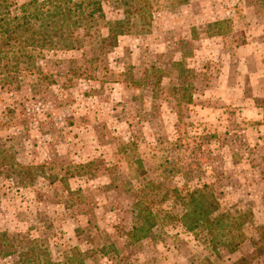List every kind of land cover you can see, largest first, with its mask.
I'll use <instances>...</instances> for the list:
<instances>
[{"label": "rangeland", "instance_id": "rangeland-1", "mask_svg": "<svg viewBox=\"0 0 264 264\" xmlns=\"http://www.w3.org/2000/svg\"><path fill=\"white\" fill-rule=\"evenodd\" d=\"M67 4L62 37L0 27V264H264V0H0V25ZM204 185L234 252L163 198Z\"/></svg>", "mask_w": 264, "mask_h": 264}, {"label": "trees", "instance_id": "trees-1", "mask_svg": "<svg viewBox=\"0 0 264 264\" xmlns=\"http://www.w3.org/2000/svg\"><path fill=\"white\" fill-rule=\"evenodd\" d=\"M64 5V4H63ZM67 4L68 8L64 9V13L61 16H48L41 20L39 24V30H35L33 27H29L28 24L24 23H9L1 24V33L4 39L3 46L19 44L17 40V34H30L31 39L35 41L39 40L40 37H49L54 33L58 34L60 37L63 36V29L65 27L71 28L76 27L79 23L84 21V13L82 9L78 10L77 21H74L72 17L75 12ZM97 11H101L100 6L96 8ZM101 9V10H100ZM58 13L57 8L53 12ZM52 15V13H51ZM81 21V22H80ZM14 47L19 48V45ZM142 194L141 200H136L134 204V215L135 224L133 227L132 237L136 239H141L146 237L148 232H150L156 226V219L158 216L155 215L151 208V199L143 196V191H138ZM163 198L166 200H173L175 205H180L183 210V214L179 219L180 224L188 232H194L196 229L201 228L206 231L210 240H208L209 245L216 250L220 244L224 245L230 252H234L241 244L244 243V235L237 232V229L241 225V217H233L230 214L219 213L220 204L216 199L214 193L209 190L208 185H204L201 189H195L186 194H182L178 189H172L168 191L167 195ZM167 214H169L167 212ZM174 219V217H173ZM178 221V220H176ZM221 237H223V242ZM247 260L245 258L239 260L234 264H246ZM37 264H40L39 262ZM48 264V261L45 262Z\"/></svg>", "mask_w": 264, "mask_h": 264}]
</instances>
